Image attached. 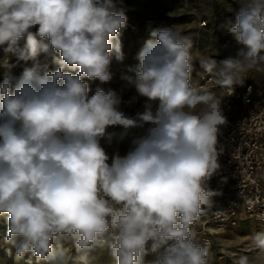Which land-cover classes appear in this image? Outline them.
Listing matches in <instances>:
<instances>
[{"label": "clouds", "instance_id": "obj_1", "mask_svg": "<svg viewBox=\"0 0 264 264\" xmlns=\"http://www.w3.org/2000/svg\"><path fill=\"white\" fill-rule=\"evenodd\" d=\"M120 3L0 0V49L25 62L58 54L54 71L36 64L0 82V216L17 261L96 264L105 253L114 264H209L194 226L218 195L208 183L229 121L224 97L192 72L198 62L229 96L264 73V0H238L229 32L240 47L222 60L194 51L178 25L153 28L134 75L122 76L133 100L145 98L135 115L113 91L89 96L87 82H110L124 59ZM125 140L126 153L107 151ZM248 250L234 264H264V231Z\"/></svg>", "mask_w": 264, "mask_h": 264}, {"label": "rangeland", "instance_id": "obj_2", "mask_svg": "<svg viewBox=\"0 0 264 264\" xmlns=\"http://www.w3.org/2000/svg\"><path fill=\"white\" fill-rule=\"evenodd\" d=\"M238 0H122L118 5L128 18L127 27L121 30L120 39L124 59L122 62L113 60L110 72L112 80L101 84L98 80L87 81L90 85L89 96L100 87L106 92L113 91L116 95H122L126 91L127 82L122 76L134 75L130 69H134L138 61V53L149 40L150 31L153 28L178 25L182 31L190 37L193 50H199L202 55L213 56L215 59L227 58L235 55V41L226 33L229 23L235 20V10L239 8ZM218 54V55H217ZM53 57L58 54H41L37 60L27 62L20 61L13 52H4L0 49V82L6 76L19 77L25 68L39 64L41 68L46 65L47 70L54 71L58 65ZM200 67L194 63L193 73ZM126 113L135 115V108L126 107ZM7 216H0V264H38L31 254L24 260L17 261L14 253H9V245L4 243L7 234ZM264 231V224L242 223L236 228L225 232L218 244L210 248L209 264H234L239 255L254 256L253 251L248 250L250 237ZM73 251V256L75 257ZM70 264H78L75 259ZM96 264H114L105 253L97 254Z\"/></svg>", "mask_w": 264, "mask_h": 264}, {"label": "built area", "instance_id": "obj_3", "mask_svg": "<svg viewBox=\"0 0 264 264\" xmlns=\"http://www.w3.org/2000/svg\"><path fill=\"white\" fill-rule=\"evenodd\" d=\"M234 23L235 20L229 23L226 30L231 37L229 28ZM222 59L225 58L217 60ZM192 82L224 97L222 108L229 121L219 137L224 149L219 157L220 171L208 183L218 195L212 197V206L194 226L198 242H208L212 248L225 232L242 223L264 224V220L256 218L257 214L264 213V89L246 80L229 96V90H221L201 67L195 69ZM126 88L118 95L123 101L122 110L133 107L135 114L142 112L145 98L133 100L137 96L134 87L127 83ZM129 147V140H125L108 147L107 151L119 150L124 154Z\"/></svg>", "mask_w": 264, "mask_h": 264}, {"label": "crops", "instance_id": "obj_4", "mask_svg": "<svg viewBox=\"0 0 264 264\" xmlns=\"http://www.w3.org/2000/svg\"><path fill=\"white\" fill-rule=\"evenodd\" d=\"M233 40H234V38H233ZM235 46H236V51H237L240 46L237 45L236 42H235ZM247 75H248L247 81L248 80L249 81H253L258 86H260L262 89H264V73H259V72L251 71Z\"/></svg>", "mask_w": 264, "mask_h": 264}]
</instances>
